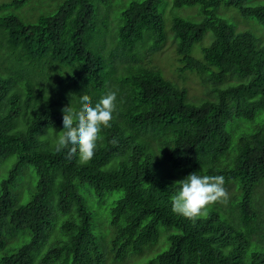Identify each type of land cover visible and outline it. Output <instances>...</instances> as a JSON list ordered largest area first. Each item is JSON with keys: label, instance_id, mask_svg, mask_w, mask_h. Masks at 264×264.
Instances as JSON below:
<instances>
[{"label": "trees", "instance_id": "trees-1", "mask_svg": "<svg viewBox=\"0 0 264 264\" xmlns=\"http://www.w3.org/2000/svg\"><path fill=\"white\" fill-rule=\"evenodd\" d=\"M32 1L0 5V165L16 157L0 185V264H264V30L258 38L216 14L224 0H175L203 15L175 17L170 30L179 71L212 85L214 98L194 103L145 62L168 40L162 0L132 1L112 21L114 0H49L27 22L18 12ZM246 1L226 6L264 29V5ZM208 32L210 46L194 57ZM109 91L117 112L93 158L57 152L62 109ZM25 168L37 176L26 202L13 194ZM193 172L235 186L195 222L171 199ZM83 190L100 205L112 200L104 246Z\"/></svg>", "mask_w": 264, "mask_h": 264}, {"label": "rangeland", "instance_id": "rangeland-1", "mask_svg": "<svg viewBox=\"0 0 264 264\" xmlns=\"http://www.w3.org/2000/svg\"><path fill=\"white\" fill-rule=\"evenodd\" d=\"M15 0H0V5L5 3H11ZM49 0H43V4L39 5V0H33L26 7H24L20 12V16L25 19V21L29 22L32 16H39L43 13V11L49 10L50 7L46 5ZM136 0H114L112 7L109 10L110 20L112 21L117 15H121L122 11L128 7V5ZM142 1V0H138ZM175 0H162V4L159 8L160 14L163 17L165 23V32L168 35V40L163 48L154 54H149L145 59L146 65L149 67H155L162 71L165 78L174 82L182 89H187L188 98L190 102L201 103L203 100L212 99L214 95L211 92L212 85L210 83H205L203 78L192 71H186L181 73L182 64L180 63L179 57L176 54V43L173 40V36L170 33L172 28L173 19L175 17H182L189 20H193L196 22H200L203 20V15H201V8L199 6L195 7H180L176 8L174 6ZM245 5H257L263 4L264 0H247ZM57 6V5H56ZM24 10V11H23ZM214 12L222 17L227 18L230 22L238 25L240 30H253L257 37L259 38V34L257 29L264 30L255 20H247L243 18L240 13L232 8L226 6V0L214 10ZM251 28V29H250ZM261 35V34H260ZM263 35H261L262 37ZM263 38V37H262ZM212 41V33L208 32L206 34L205 39L202 43H198L193 48V56L194 57H202V49L210 46ZM264 41V40H263ZM232 82V81H231ZM192 100V101H191ZM231 126H229L228 131H231ZM16 162V157H12L9 160L2 163L0 169V185L2 179H4L7 175L13 164ZM28 174L31 177H28ZM21 179L18 181L17 185L13 189L14 196L25 194V202L29 200V195L34 190L37 184V176L35 171L32 168H25L22 174ZM175 179H177L175 177ZM229 196L234 192L235 186L233 188H226ZM263 189V187H262ZM83 195L85 196L86 202L89 208L92 210L94 214V232L97 236L98 243L105 245L106 242H109L113 238V230L111 226V208L113 207L112 200L108 201L104 205L98 204L96 199L93 198V194L90 191L83 190ZM121 193L116 192L112 195L111 198L120 197ZM161 238L160 243L166 245L164 246V250L169 248V243L167 242L166 235L167 230L161 229ZM105 248V247H104ZM157 250L155 252H159L161 250L160 247H156ZM155 252H152L155 254ZM152 255V254H150ZM157 255V254H156ZM155 255V256H156ZM154 256V257H155ZM152 257H144L140 260H135L134 258L127 259V264H147Z\"/></svg>", "mask_w": 264, "mask_h": 264}, {"label": "clouds", "instance_id": "clouds-1", "mask_svg": "<svg viewBox=\"0 0 264 264\" xmlns=\"http://www.w3.org/2000/svg\"><path fill=\"white\" fill-rule=\"evenodd\" d=\"M63 131L59 132L55 150H68V157L79 155L81 162L93 158L97 143L102 140V130L111 127L117 112V93L109 91L93 105L91 97H80L79 109L71 105L62 109ZM177 193L172 196L173 212L195 222L206 216L210 206L227 204L229 193L225 188V178L221 175L209 176L191 173L176 182Z\"/></svg>", "mask_w": 264, "mask_h": 264}]
</instances>
